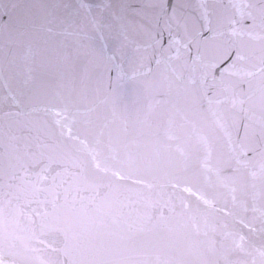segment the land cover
I'll return each instance as SVG.
<instances>
[{
  "label": "snow or ice",
  "instance_id": "snow-or-ice-1",
  "mask_svg": "<svg viewBox=\"0 0 264 264\" xmlns=\"http://www.w3.org/2000/svg\"><path fill=\"white\" fill-rule=\"evenodd\" d=\"M0 264H264V0H0Z\"/></svg>",
  "mask_w": 264,
  "mask_h": 264
}]
</instances>
